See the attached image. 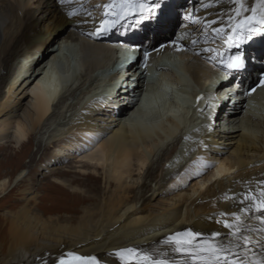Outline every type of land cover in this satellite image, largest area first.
<instances>
[{
    "label": "bare ground",
    "instance_id": "1",
    "mask_svg": "<svg viewBox=\"0 0 264 264\" xmlns=\"http://www.w3.org/2000/svg\"><path fill=\"white\" fill-rule=\"evenodd\" d=\"M110 2L0 0V264H56L68 252L123 264L112 254L127 247L165 259L176 256L166 237L185 227L251 264L264 259V213L242 211L250 203L245 196L259 197L264 189V114L258 113L256 123L240 124L242 101L234 98L241 93L224 92L229 81L219 80L215 70H227L230 85L243 89L254 80L257 63L264 62V35L223 54L230 0H171L160 20L136 24L129 17L103 35H92ZM255 3L245 0L246 6ZM222 24L225 32L217 35L212 29ZM172 37L189 44L194 58L178 62L186 61L206 91L205 101L189 121L184 116L182 128L170 117L178 112L162 92L152 112L143 106L151 129H138V117L127 122L125 117L134 106L141 71L135 80L106 78L116 58L108 40L152 47ZM62 43L69 46L66 52L79 53V65L76 78L59 90L51 85L55 67L72 68ZM238 52L246 57L243 69L220 63ZM67 72L69 79L73 70ZM48 76L50 86L44 87ZM88 147L95 152L85 154L78 167L70 165ZM220 161L223 167L213 174ZM55 196L68 202L48 204ZM225 219L232 229L224 228Z\"/></svg>",
    "mask_w": 264,
    "mask_h": 264
},
{
    "label": "snow or ice",
    "instance_id": "2",
    "mask_svg": "<svg viewBox=\"0 0 264 264\" xmlns=\"http://www.w3.org/2000/svg\"><path fill=\"white\" fill-rule=\"evenodd\" d=\"M165 0H111L110 3L104 4L105 18L101 20L99 28L96 29L92 35H103L106 32L114 29L117 24L122 20H126L129 17L135 18L136 24H139L144 19L160 20L163 15V7ZM232 9L227 16L228 26L230 27V34H228L225 44L229 48L239 49L242 45L251 41L256 35H264V0H256L255 4L246 6L245 0H230ZM205 8L211 7L210 4L203 5ZM97 7H100L97 5ZM73 13H69L72 15ZM90 15V14H89ZM110 17V18H108ZM233 21H235L233 23ZM209 23L215 24L216 21H210ZM217 35L225 32V27L213 28ZM175 44V41H173ZM164 45H161L163 48ZM145 59H147L148 53H145ZM246 57L244 53L238 52L236 55L230 56L225 62L223 58H220V63L228 70H240L245 67ZM260 84L264 85V77L261 78ZM255 91V89H252ZM199 99V98H198ZM187 139V137H185ZM195 163V161L193 162ZM264 184V181L260 182ZM245 200H249L248 208L242 209L244 212H248L251 209H255L257 212L264 213V189L260 191L259 197L245 196ZM243 203V201H241ZM222 216L227 214L221 213ZM232 217L236 221H240L241 217L237 213H232ZM219 222V221H218ZM264 223V221H262ZM223 226L226 229H232L233 224L229 223L227 219L223 220ZM240 229L236 228V232ZM235 232L233 233V235ZM199 233H193L190 230L185 232H175L166 237L165 242L173 244V251L178 253H188L195 264L199 261L200 264H245L240 258H229V253L224 247L205 242L198 249H192V240L199 236ZM213 237H219L221 233L213 232ZM249 241L245 239L247 244ZM201 253H207L211 257L208 259L202 256ZM112 255L119 258L123 264H132L136 261L137 264H174L167 259H155L149 255H141L138 250L133 247L121 248L116 250ZM46 264V262H45ZM56 264H102V261L96 256H81L73 252H68L65 255L59 257ZM254 264H264V259L254 262Z\"/></svg>",
    "mask_w": 264,
    "mask_h": 264
},
{
    "label": "rangeland",
    "instance_id": "3",
    "mask_svg": "<svg viewBox=\"0 0 264 264\" xmlns=\"http://www.w3.org/2000/svg\"><path fill=\"white\" fill-rule=\"evenodd\" d=\"M169 1H171V0H165V3L166 2H169ZM193 3H195V0H193ZM184 7H181L180 9H179V14L180 15H183L184 13ZM227 40V39H226ZM224 48V51H226L229 47L226 45V44H223L222 45V49ZM230 100H232V99H230ZM229 100V101H230ZM231 103V102H230ZM39 141V138H37L36 140L34 139V141H32L33 142V144H32V146H31V151H33V152H35L36 151V149H37V142ZM95 150H96V148L94 147V148H86V152L84 153V152H78V153H76L75 155H74V157L75 158H73V159H71L70 160V165H74V166H79L80 165V163L78 162V161H80V159H82L83 158V156L85 155V154H91L92 152H95ZM38 159H39V156H38ZM22 160V162L23 163H25V164H27V163H29V161H30V159L29 158H26V157H24V158H22L21 159ZM16 182H17V180H13V183H12V185H15L16 184ZM11 185V186H12ZM67 199H65V198H63V197H56L55 196V198L53 197V198H51L50 199V201L48 202V204L49 203H52L53 205H61V204H65L66 202H68V201H66Z\"/></svg>",
    "mask_w": 264,
    "mask_h": 264
},
{
    "label": "water",
    "instance_id": "4",
    "mask_svg": "<svg viewBox=\"0 0 264 264\" xmlns=\"http://www.w3.org/2000/svg\"><path fill=\"white\" fill-rule=\"evenodd\" d=\"M147 112H152L154 110V108H152L151 106L146 107L145 109Z\"/></svg>",
    "mask_w": 264,
    "mask_h": 264
}]
</instances>
